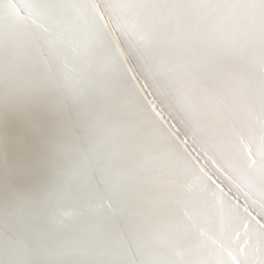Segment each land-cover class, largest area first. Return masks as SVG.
I'll return each mask as SVG.
<instances>
[{"label": "bare ground", "instance_id": "bare-ground-1", "mask_svg": "<svg viewBox=\"0 0 264 264\" xmlns=\"http://www.w3.org/2000/svg\"><path fill=\"white\" fill-rule=\"evenodd\" d=\"M0 264H264V0H0Z\"/></svg>", "mask_w": 264, "mask_h": 264}]
</instances>
